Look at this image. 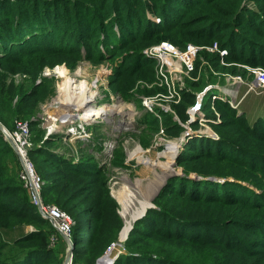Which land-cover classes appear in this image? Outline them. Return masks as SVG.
Returning <instances> with one entry per match:
<instances>
[{
	"label": "rangeland",
	"instance_id": "1",
	"mask_svg": "<svg viewBox=\"0 0 264 264\" xmlns=\"http://www.w3.org/2000/svg\"><path fill=\"white\" fill-rule=\"evenodd\" d=\"M19 1L21 4L23 3L22 6H19ZM25 2L26 0H13L16 11L25 9ZM247 2L245 3L248 8L256 9L258 5L256 1L248 0ZM244 13L248 14V12ZM148 15L154 23L161 22V17L152 15L150 12ZM95 16L97 17L95 21H98L100 15L95 14ZM0 17L4 16L0 14ZM155 17H159L160 21H155ZM93 20L92 18L91 21ZM27 21L30 22L29 19ZM24 23H19L17 28L0 34V54L4 56L0 59V122L13 136L11 137L16 144L22 146L25 154L41 175L42 185L45 186V190L41 194L43 203L58 206L74 221L77 219L79 222L84 217L82 208L71 210L69 207L63 206L61 200L47 203L46 193L54 179L61 184L59 188L66 187L64 194L73 195L77 203L85 199L84 207L87 210L92 208L91 215L98 223L94 233L97 237L95 249L99 250L106 245L105 250L96 258L94 264H98V261L100 263L102 258L114 247L119 249L118 256L124 253H132L130 255L153 253L151 255L155 256L158 255V252H173L175 249L186 247L187 245L179 244L177 240H171L160 245L131 244L130 248L132 249H129L127 243L132 238L131 232L134 226L131 230L130 227L133 218L136 215L139 216L144 210L148 212L150 208H159L161 201L169 200L173 204L178 201L184 202L180 198L174 200L170 195H165L161 199L160 194L169 178L175 175H184L185 163L180 165L178 157L194 138L210 137L213 140H220L223 133L231 130V134H234L233 140H240L243 146L253 148L254 150L251 151L262 152L261 154L264 155V137L258 138L250 135L249 130L240 127L239 122V118L245 115L243 117H247V123L249 122L253 127L261 125V118H264V86L256 83L254 73V68L261 65L226 59V55L221 56L218 51L208 50L207 47L213 45H207L204 41L189 42L187 45L195 44L203 47L194 60L193 70L187 72L181 61L174 60V70L171 72L170 61L162 60L159 57L157 60L149 59L144 56L154 63H147L144 68H141L142 70L133 72L132 76L136 75L134 80L126 74L139 67L136 64L134 51L141 50L144 55L145 50L151 46L161 41L170 40L162 38L160 42L138 43L124 51L120 50L118 54L98 57L100 52L109 55V50H105L106 45L108 48L109 44L115 45L116 34L117 37L121 36L118 25L115 27L117 30L115 37L107 39L108 37L104 34L100 35L101 32H92L93 27L84 24L81 26L77 22H74L70 27L66 26L64 22H53L50 24L52 28L40 35H35V32L32 31L33 28L23 29V32L27 31V34L20 33L19 29L24 27ZM108 26L109 23L105 28ZM96 42L99 43V49L91 52L92 47L96 46ZM174 44L180 49L183 48L179 44ZM218 45L220 46L219 43ZM66 47L71 49L69 51L62 50ZM37 48L44 50L41 56H37V54V57H27L25 63L14 60L15 56L23 54H19L18 51L24 49L26 52H30ZM124 53H131L133 57L129 59L126 57L123 60ZM151 68L154 73L150 71ZM62 69H64V73H62ZM234 76L242 77L241 84L239 83L236 93L232 95L238 106L234 108L228 102H226L227 105H224L220 103L221 100H212L213 93L217 94L222 91L218 88L212 89L206 95L200 109V114H205L204 121L194 119L195 115L192 116L191 109L196 105L197 93L208 84L220 86L233 84L231 77ZM69 78L74 79L72 84L74 85L73 89L76 90V86H79L82 80L87 82L86 85L90 86V90L94 92L93 96L90 95L91 105L107 103L111 108L95 120L84 119L80 115L67 117L65 113L69 109L71 112H78L72 108L78 101L66 100ZM127 78L129 79L126 81ZM82 101L86 103L85 99L80 100V102ZM243 111L245 113L240 115ZM234 112L239 116L233 117ZM51 113L56 119L51 117ZM63 114L65 115L63 116ZM21 124H27L28 130ZM238 127L241 128V131ZM259 132L264 133L263 130H259ZM216 133L218 135L216 138L211 136ZM0 139L10 143L5 131L1 128ZM36 148L40 149V153L30 155V152ZM14 152L16 158L8 162L9 167L5 174H13L15 183L21 182L27 190V202L31 200L36 205L31 189L22 177L24 169L22 155H20V151L17 153L14 150ZM137 152H142V160L137 156ZM262 161L263 166L261 162V169L257 170L246 164H230L229 161L224 160L206 161L202 158L196 162H189L191 168L188 171L194 182L201 178L218 179L221 182L238 181L253 188L257 186L261 192H264V160ZM84 162L87 166H95V169L101 170L102 168L109 188L108 195H103L101 187L95 182L96 177L101 178L98 173H89L83 177L73 174L66 178L62 175L57 176L58 168L65 167V165L70 167L73 165L78 168V164L82 165ZM201 165H203L201 172L207 174L213 168L215 173L212 175L215 176L199 173ZM228 172L229 174H227ZM96 174L97 176H95ZM16 197L20 198L21 196L17 195ZM10 201V199L7 200V203ZM184 203L190 208L195 205ZM146 205L148 206L144 209ZM196 205L199 206L197 202ZM216 205L204 207V210L207 209L213 215L212 217L211 214H208L204 218L225 221L228 217L225 212H229L230 208ZM218 212L219 214H217ZM39 213L40 217L46 220L44 227L50 231L49 247L62 254L60 260L61 264H64L69 244L56 227V221L42 214L40 209ZM145 215L143 216L144 225L142 222L140 224L143 230L147 229L148 220L145 219ZM5 216L6 214L0 209V243L7 242L10 245L23 235L36 231V226L29 221L3 227L1 223ZM135 222L133 223L135 224ZM135 225L137 226V224ZM75 227H77L76 224L74 229ZM126 232L127 234L129 232V236ZM238 232L253 241L262 237L260 231L252 234L240 229ZM88 234L91 233L88 232ZM143 234L144 232L141 231L135 232V235L142 236ZM65 235L69 239H73V234ZM120 243H123L122 251ZM33 245L36 246L31 243L22 244L20 247ZM199 249L201 252H194L193 255L188 252H181V254H185L186 257L187 255L205 257V254L202 253L203 247L199 246ZM227 251V249L219 251L218 257L222 261L221 264H231L232 261L239 264V261L264 264V252L243 256L239 252L228 251L235 258L230 261L227 258L229 255ZM173 253L175 255V252ZM9 255L13 256L14 251H10ZM178 255L180 252L176 253V256ZM248 257L250 258L248 259ZM138 259L140 258H136L135 261L138 262ZM79 262L75 261L73 264H87L85 261Z\"/></svg>",
	"mask_w": 264,
	"mask_h": 264
},
{
	"label": "trees",
	"instance_id": "2",
	"mask_svg": "<svg viewBox=\"0 0 264 264\" xmlns=\"http://www.w3.org/2000/svg\"><path fill=\"white\" fill-rule=\"evenodd\" d=\"M152 1L153 4H151ZM247 1L26 0L25 9L16 11L13 0H0V14L5 17H0V34L9 32L17 28L19 23L25 22L24 27L19 29L20 33L27 34V31L23 32V29L33 28L34 34L40 35L52 28L50 24L59 21L64 22L69 27L74 22L81 26L83 24L89 25L93 27L92 32H101L100 35L104 34L108 37L107 39H111L115 37L117 33L115 27L118 25L121 36L117 37L116 34L117 41H115V45L107 42L109 48L106 45L105 50H109V55L100 52L97 55L98 57H108L118 54L120 50L124 51L134 44H144L148 41L160 42L162 38H165L183 48L189 42L199 43L204 41L207 45L218 42L222 48H227L229 51L226 59L243 61L251 65L253 63L264 67V0H249L257 2L256 9L248 8L245 3ZM22 4L20 3L19 6H22ZM93 9L94 11H92ZM147 11L152 15L161 17V22L159 24L154 23ZM244 12H248V14ZM95 14L100 15L98 21H95L97 19ZM92 18L93 21H91ZM28 19L30 22L27 21ZM107 23H109V26L105 28ZM106 31L108 32L106 33ZM29 36L31 37V35ZM23 38L22 40H24ZM70 49V47L62 48L64 51ZM97 49H99L98 42H96V46L92 47L91 52ZM42 51L44 50L37 48L26 52L23 49L18 51L19 54H23L18 57L15 56L14 60L25 63L27 57H34L37 54V56H41ZM128 54L124 53L123 60L126 57L128 59L133 57L131 53L126 56ZM134 55L136 56V64L139 67L134 71H128L126 74L131 76L129 78L135 80L136 75L132 76L133 72L139 69L142 70L141 68H144L147 63L152 64L154 62L146 59L141 50H135ZM1 58H4V56L0 54ZM150 71L154 73L152 68ZM120 72H122L121 69ZM129 78L125 80L127 81ZM220 103L227 105L224 101H220ZM244 113L245 111L240 115ZM232 116L237 117L239 115L234 112ZM243 116L239 118L240 127L247 128L252 136L263 138L264 133H260L259 130L264 131V118H261V125L251 127V124L246 121L247 117ZM240 127H238L239 131H241ZM233 136L231 130H227L220 140H213L210 137L191 140V143L185 148L186 150L178 157L179 164L185 163L184 167L187 171L185 170L183 176L175 175L169 178L161 190L160 198L170 195L174 200L180 198L187 204L195 205L190 208L180 201L176 204L169 200L159 202V208H150L145 215V219L148 220L147 229L143 230L140 225L141 222L144 225L143 217L138 219L137 223L135 222L137 226L134 224L131 232L132 238L127 243L129 249H132L130 248L131 244L149 243L160 245L171 240H177L179 244L187 246L182 249H175L173 251L175 255L172 251L158 252V255L155 256L151 255L153 253H136L140 255L124 253L114 264H221L222 261L218 257L219 251L225 249L239 252L243 256L264 252V192H261L257 186V188H253L238 181L221 182L218 179L201 178L196 179V182H194V179L190 178L189 175L188 170L191 168L189 162H196V160L202 158L206 161L219 162V160H224L229 161L230 164H246L260 170L261 162L263 166L262 160H264L262 152L251 151L254 149L243 146L240 140H233ZM14 150L10 143L0 139V209L6 214L1 224L3 227H10L14 223L19 224L23 221H29L36 226V231L23 235L10 245L7 242H1L0 264H61L60 256L62 254L49 247L50 231L44 227L46 220L40 217L39 209L31 200L27 202V190L22 183H15L13 174H5L9 167L8 162L16 158ZM38 153H40V149L36 148L30 152V155L33 156ZM202 168L203 165H201L199 173L203 175L209 176L215 173L213 168L207 174L203 173L201 172ZM57 172V176L62 175L65 178L72 174L83 177L89 173H98L101 178L96 177L95 182L101 187V192H104L103 195H108L109 188L102 168L101 170L95 169V166H87L84 162L82 165L78 164V168L73 165L71 167L65 165V167L58 168ZM59 186L61 184L54 179L52 185L48 187L45 200L47 203L61 200L62 205L69 207L71 210L82 208L84 217L81 221L78 222L72 214L77 225L72 233L76 245L74 259L78 263H80L79 261H85L87 264H94L96 258L105 250L106 245L99 250L95 249L97 237L94 233L98 223L91 215L92 208L87 210L84 207L86 204L85 199L77 203L73 195L64 194L66 187L59 188ZM44 190L45 186L42 193ZM17 195L21 197L17 198ZM9 199L11 201L7 203ZM73 201L74 203H72ZM196 202L199 206L196 205ZM209 205L229 207L230 211L225 212L228 215L225 219L227 222L218 221L215 218V220L205 219V215L211 214L207 209L204 210V207ZM240 229L249 231L252 234L260 231L262 237L257 241L247 239L238 232ZM138 231L144 232V234L142 236L135 235V232ZM88 232L91 234L89 235ZM31 243L36 244V246L20 247L22 244ZM204 245L210 247L205 248ZM199 246L203 247L202 253L205 254V257H192L190 255L186 257L185 254H181V252H188L192 255L194 252L200 253ZM12 250L14 255L10 256L9 252ZM178 252H180V255L176 256ZM228 254L227 258L230 261L235 259L229 252ZM136 258H140L138 262L135 261ZM232 262L231 264H239L235 263L236 261ZM239 262L240 264L244 263ZM252 264H256V262Z\"/></svg>",
	"mask_w": 264,
	"mask_h": 264
},
{
	"label": "built area",
	"instance_id": "3",
	"mask_svg": "<svg viewBox=\"0 0 264 264\" xmlns=\"http://www.w3.org/2000/svg\"><path fill=\"white\" fill-rule=\"evenodd\" d=\"M154 19L155 21H160L159 17H155ZM201 48L203 47H199L195 44H189L186 47L180 49L177 47V45H175L170 41H161L160 43L146 49L144 52V56L149 59L157 60L159 57L162 60L165 59L166 61L167 60L170 61L172 64L171 72L174 70L173 69L174 60L181 61L185 67V70L187 72H190L191 70L194 69V60ZM207 49L210 51H218L221 56H225V55L228 56L229 53L227 48L220 47L217 42H215L213 46L207 47ZM254 73H255L256 83L258 85L264 86V67L259 66L254 68ZM231 78H232V82H234L233 84H229L226 86H220L218 84H208L202 91H199V93H197L196 105L191 109L192 116L195 115L194 119H200L201 121H204L203 119L205 117V114L204 113L200 114L201 112L200 109L201 106L203 105L206 95L212 89L218 88L219 90H222L221 93H217V94L213 93V95L211 96L212 100L217 99L224 102H228L234 108L238 106L237 104H235L236 99H234L232 95L236 93L239 83L241 84L242 82V77L234 76ZM223 88H225L226 90L225 92H223ZM229 88L231 89L227 91ZM21 126L25 127L28 130L27 124H23V125L21 124ZM211 136L216 138L218 135L216 133V135H211ZM17 145L20 151V155H22L21 159L24 167L22 172V177L27 181L31 189V194L34 202L36 203L42 214L56 221V227L59 229L60 232L67 235H71L73 233V229L76 224V221H74L66 212H64L58 206L43 203L42 195H41L43 189V185H42L43 181L41 175L38 173L35 166L29 160L27 154H25L22 146L20 144ZM71 240L73 241V239ZM74 256L75 255L73 254L69 264H73V262H75Z\"/></svg>",
	"mask_w": 264,
	"mask_h": 264
},
{
	"label": "bare ground",
	"instance_id": "4",
	"mask_svg": "<svg viewBox=\"0 0 264 264\" xmlns=\"http://www.w3.org/2000/svg\"><path fill=\"white\" fill-rule=\"evenodd\" d=\"M61 71H62V73H64V69H62ZM73 82H74V79L69 78L68 86H67V96L68 97L66 98V100L70 101L69 99H74V100L78 101L77 104L72 107L75 109V111H78V112H74V111L71 112V109H69L68 112L65 113L67 117H76V116L80 115L84 119L91 118L92 120H95V119H97V117L104 115V113L107 112L111 108V106L108 105L107 103H103L101 105H91L90 103L92 102V98H90V97L94 95V92L92 90H90V86L88 87L86 85L87 82L85 83V81L82 80L80 85L76 86L77 90L73 89V87H74V85L72 84ZM230 89L231 88H229L227 91H229ZM225 91H226L225 88H223V92H225ZM83 99H85L86 103H84L83 101L80 102V100H83ZM52 113L50 114L51 117L56 119V117H53ZM65 114H63V116ZM137 156L139 157L140 160H142L141 159L142 152H137ZM120 194L123 195V193H120ZM148 205H146L144 207V209L147 208ZM143 212H141L140 214H142ZM136 217H138V215H136L133 218V222L136 219ZM133 222H132V224H133ZM123 232H124V230H123ZM123 232H122V235H123ZM126 234H127V232H126ZM127 235H129V234H127ZM73 243H75V242H73ZM119 245H120V248L122 251L123 243H120ZM118 255H119V249L117 247H114L106 256H104L102 258L100 263L98 261V264H114L117 261V259L120 257Z\"/></svg>",
	"mask_w": 264,
	"mask_h": 264
},
{
	"label": "water",
	"instance_id": "5",
	"mask_svg": "<svg viewBox=\"0 0 264 264\" xmlns=\"http://www.w3.org/2000/svg\"><path fill=\"white\" fill-rule=\"evenodd\" d=\"M0 128L3 129L6 133L7 139L9 140V142L11 143V145L14 147V149L17 151V153H19V149L17 147V144L15 142V140L11 137V135L7 132V130L4 128V125L0 122ZM151 207L153 205H150ZM147 210L144 211L142 214H140L138 217H136V219L134 220L137 221L138 219H140L141 217H143L146 214ZM134 223L131 225L130 230L133 228ZM65 237V240L68 242L69 244V250H68V254L67 257L64 261V264H68L70 259L72 258L73 254H74V249H75V244L73 243V241L71 239H69L64 233H62ZM129 234V233H128Z\"/></svg>",
	"mask_w": 264,
	"mask_h": 264
}]
</instances>
